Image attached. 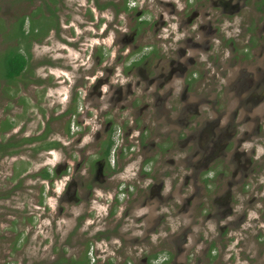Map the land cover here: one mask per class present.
<instances>
[{
	"label": "flooded vegetation",
	"instance_id": "1",
	"mask_svg": "<svg viewBox=\"0 0 264 264\" xmlns=\"http://www.w3.org/2000/svg\"><path fill=\"white\" fill-rule=\"evenodd\" d=\"M69 2L0 52L9 258L53 198L56 264H264V0Z\"/></svg>",
	"mask_w": 264,
	"mask_h": 264
},
{
	"label": "rangeland",
	"instance_id": "2",
	"mask_svg": "<svg viewBox=\"0 0 264 264\" xmlns=\"http://www.w3.org/2000/svg\"><path fill=\"white\" fill-rule=\"evenodd\" d=\"M23 0H0V52L7 47V40L11 37L18 35L19 33V23L14 20L10 26V31L8 32V24L12 22V17L14 16V10L12 4L13 2L20 3ZM69 4H74L76 0H70ZM22 7V4L17 6V8ZM15 16H19L15 14ZM7 32V33H6ZM3 58L0 56V123L5 119L6 113H3V106L5 104V88L6 80L4 79V68H3ZM2 73V74H1ZM35 155V154H32ZM49 164H54V156L48 159ZM38 170V168H37ZM9 162L4 161L0 162V264H56V261L60 255L59 246L60 240L55 242L53 236L54 225V202L53 198H48V206L52 208V211L49 213L46 212V220L43 221V214L37 215V219L33 225V228H26L25 233L29 234V242L25 245V248L22 249L17 255L10 256V241L11 234L9 228H11V221L13 219V201H12V188L13 181L11 178ZM34 185L31 184L30 188ZM50 189L47 187V192ZM35 192V190H33ZM90 230L93 228L90 227V223H87ZM36 227H35V226ZM64 228V224L61 225ZM22 230V226H20ZM87 225L85 226V229ZM47 238L50 242L47 243ZM59 241V242H58ZM58 242V244H57ZM16 260L17 263L12 261Z\"/></svg>",
	"mask_w": 264,
	"mask_h": 264
},
{
	"label": "trees",
	"instance_id": "3",
	"mask_svg": "<svg viewBox=\"0 0 264 264\" xmlns=\"http://www.w3.org/2000/svg\"><path fill=\"white\" fill-rule=\"evenodd\" d=\"M2 63L4 68V78H9L10 76L18 75L25 66V63L21 57H6V59ZM8 65H13L14 68H9Z\"/></svg>",
	"mask_w": 264,
	"mask_h": 264
}]
</instances>
